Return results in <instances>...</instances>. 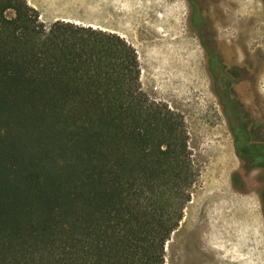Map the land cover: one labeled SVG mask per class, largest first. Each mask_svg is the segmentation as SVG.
I'll return each mask as SVG.
<instances>
[{
	"label": "trees",
	"instance_id": "obj_1",
	"mask_svg": "<svg viewBox=\"0 0 264 264\" xmlns=\"http://www.w3.org/2000/svg\"><path fill=\"white\" fill-rule=\"evenodd\" d=\"M39 17L0 0V264H165L198 177L183 119L126 39Z\"/></svg>",
	"mask_w": 264,
	"mask_h": 264
},
{
	"label": "rangeland",
	"instance_id": "obj_2",
	"mask_svg": "<svg viewBox=\"0 0 264 264\" xmlns=\"http://www.w3.org/2000/svg\"><path fill=\"white\" fill-rule=\"evenodd\" d=\"M27 1L47 27L126 39L143 92L183 119L198 177L165 264H264V155L240 146L264 150V0Z\"/></svg>",
	"mask_w": 264,
	"mask_h": 264
}]
</instances>
